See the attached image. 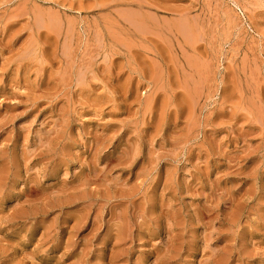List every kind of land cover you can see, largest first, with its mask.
I'll return each mask as SVG.
<instances>
[{"label":"rangeland","instance_id":"rangeland-1","mask_svg":"<svg viewBox=\"0 0 264 264\" xmlns=\"http://www.w3.org/2000/svg\"><path fill=\"white\" fill-rule=\"evenodd\" d=\"M0 264H264V0H0Z\"/></svg>","mask_w":264,"mask_h":264}]
</instances>
